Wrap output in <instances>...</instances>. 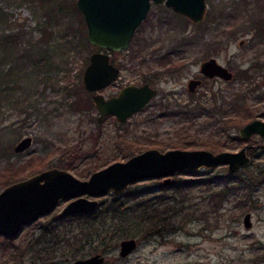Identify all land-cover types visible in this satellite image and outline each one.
<instances>
[{
	"label": "rangeland",
	"instance_id": "374dc122",
	"mask_svg": "<svg viewBox=\"0 0 264 264\" xmlns=\"http://www.w3.org/2000/svg\"><path fill=\"white\" fill-rule=\"evenodd\" d=\"M53 1L0 0V88L7 89H0V170L7 162L20 163L26 169L20 175H26L56 164L87 177L93 169L146 146L217 150L264 141L257 133L239 141L232 137L243 122L264 117V0H206L199 21L163 1L153 2L128 46L111 53L120 66L119 75L99 90L109 94L123 83L142 81L145 71L163 69L157 59L167 50L185 65L154 77L152 83L159 92L125 121L113 114L99 121L95 106L89 110L68 106L74 94L85 93L86 88L79 85L88 61L84 58L96 46L83 37L85 23L73 7L75 0ZM49 2L53 7L47 10ZM13 30L21 32V50L1 40ZM23 52L26 56L18 61L16 56ZM207 54L229 65L233 77H216L201 85L196 93L202 97L216 93L218 98L203 100L200 117L187 119L193 108L187 104L186 80L199 73V61ZM10 67L13 70L8 74ZM222 90L224 112L218 109ZM240 93L246 97L236 103L232 99ZM12 96L24 98L21 110ZM25 134L32 136L31 143L14 150L15 142ZM255 146L246 165L234 173L226 163H218L181 169L165 183L161 176H143L121 192L99 194L104 205L115 199L167 208L168 223L135 235L137 245L125 255L118 252L120 237L110 238L116 217L102 212L104 205L99 203L97 210L88 213L62 216L59 209L69 197H60L50 210L23 224L5 242L0 233V264H64L94 251L105 254L102 264H261L264 148ZM134 191L137 195L132 197ZM212 202L219 203V208L213 210ZM247 210L252 220L248 226L243 223Z\"/></svg>",
	"mask_w": 264,
	"mask_h": 264
},
{
	"label": "water",
	"instance_id": "95a60500",
	"mask_svg": "<svg viewBox=\"0 0 264 264\" xmlns=\"http://www.w3.org/2000/svg\"><path fill=\"white\" fill-rule=\"evenodd\" d=\"M160 1L194 21L201 20L206 7V0H75L83 15L86 37L96 46L89 53L82 82L87 90L92 91L98 120L105 114L113 113L124 121L156 92V88L147 81L127 82L109 95L99 88L114 80L119 73L118 66L110 59L109 50L126 48L151 3ZM201 69L209 75L216 73L224 78L232 77V71L214 56L205 58ZM197 81L198 78L190 79L191 89ZM237 132L242 138H250L255 132L264 135V118L255 116L248 119L238 126ZM31 140L30 134L21 136L13 145L14 150H23ZM255 145L264 146V142ZM247 146L244 143L236 149L213 150L208 147L160 148L151 145L126 158L113 159L93 169L87 177H79L65 167L45 166L0 187V233L15 234L22 223L51 208L60 197H69L60 207V214L86 212L99 205V194L108 190L121 192L143 176H161V181L165 183L181 169L194 170L218 163H226L227 169L234 171L248 162L250 154ZM251 221V212L247 210L243 214V223L248 226ZM136 245V236H122L118 241V252L125 255ZM104 259L103 252L94 251L77 256L66 264H102Z\"/></svg>",
	"mask_w": 264,
	"mask_h": 264
},
{
	"label": "trees",
	"instance_id": "16d2710c",
	"mask_svg": "<svg viewBox=\"0 0 264 264\" xmlns=\"http://www.w3.org/2000/svg\"><path fill=\"white\" fill-rule=\"evenodd\" d=\"M52 2L54 4L53 0H52ZM52 2H49L47 4V6H46L47 10L51 9L53 7ZM72 4H73L75 11L79 14L80 21H82V18H83L82 12L77 7V5L74 1L72 2ZM46 28L47 27L44 26V30H46ZM20 34H21V32L19 30H13L10 32H6L2 35L1 40H2L3 44H5L6 46H10V48L15 49V50H19V48H20V50H21L22 49V39L20 38L21 37ZM83 37H84L85 41L89 43V45L94 47V45L91 44V42H89L87 37L85 38L84 33H83ZM38 39H40V38L38 37ZM118 51L119 50H110L111 53L118 52ZM19 53H20V51H19ZM132 55H134V54L132 53ZM20 56L24 57V56H26V53L23 52L20 55H17L16 59L18 61L20 59ZM84 59H85V61H87L88 57L85 56ZM160 59H163V58H160ZM166 62H167V60H161L160 61V63H162V64H166ZM12 68L10 67V70L7 72L8 74H10V72L13 70ZM142 75H143L144 79H149V77H150L149 72L147 73L146 71ZM79 85L81 87L84 86L82 82H79ZM0 89L7 91V89H5V87L0 88ZM75 90L77 92L76 86H75ZM223 91L224 90H222V92L220 93V97L223 99V101L221 102V100H220V102L222 104L220 103L221 105H219V110H222L225 108V107H223V102L226 100V98L224 95L225 92H223ZM12 97L14 100V104L21 110L23 107L22 103L24 101V98H19L20 96H12ZM244 97H246V95L240 93V94L234 96L232 100L237 103L239 100L243 99ZM200 101H201V99L197 98L194 101V103L191 105V107L193 108L192 109L193 115L189 116V114H188L186 117L187 119H191V120L198 119L200 117L199 114H202L204 112L203 110H201L203 104H201ZM233 105H235V104H232V106ZM68 106L70 108L76 109V110H89V109L93 108L94 103H93L92 98H91V91L85 89L84 94H77V93L74 94L73 97H71L68 100ZM236 106H237V104H236ZM224 110H222V112H224ZM184 113H188L187 109L184 110ZM236 117H237V115L235 116V119H236ZM96 137L98 138V135H95V138ZM232 137L234 138V140L236 139V141H239L242 138L237 133L233 134ZM247 151L251 154V153H253L254 148L248 147ZM29 161H31V160L30 159L27 160L26 163H29ZM19 164L13 165V163L7 162L5 164L3 170H0V187H2L4 184L8 183L9 181L16 179L17 177L20 176V174L24 173V171L26 169L23 168L24 166H22V167L19 166ZM243 165H246V163ZM184 169H186V168H184ZM236 170H238V168ZM236 170L230 171V173H234ZM238 185L240 186L241 184H238ZM222 193H224V192L221 191V196H222ZM136 195H137V193L135 191L131 194L132 197H135ZM211 197H213V196H211ZM221 199H222V197H221ZM135 202L136 203L132 202L131 205H129L127 203H122L120 201L116 202L115 199L108 202L106 205H104L100 202V205H104L103 208L101 209V211L103 210L102 212H104V213L106 212V214L109 212L108 213L109 216L116 217L115 223L113 224L114 226H112L111 230H110V238L117 239L118 237H122L125 235H134L135 236V235L142 233V232H151L152 228L154 226H157V225L161 226V225H165L166 223H168V221H167L168 215H165V211L167 208L160 209V208L155 207V205H153V206H152V204L150 205L149 203L148 204H144V203L141 204V203H139V201H135ZM212 206H213V210H215V209L219 208V203H215V204L213 203ZM95 210H97V208H95L92 211H95ZM3 237L4 238H3L2 242H5V238L7 239L8 236L4 235Z\"/></svg>",
	"mask_w": 264,
	"mask_h": 264
},
{
	"label": "flooded vegetation",
	"instance_id": "af4514ba",
	"mask_svg": "<svg viewBox=\"0 0 264 264\" xmlns=\"http://www.w3.org/2000/svg\"><path fill=\"white\" fill-rule=\"evenodd\" d=\"M153 3V2H152ZM151 3V4H152ZM203 17H204V14H203ZM203 17L201 18V19H203ZM144 19V18H143ZM138 27V26H137ZM136 30V29H135ZM135 32V31H134ZM134 34V33H133ZM95 49V48H94ZM120 50V49H119ZM109 52H110V50H109ZM208 56H214V57H216L215 55H213V54H207V55H205V56H203L201 59H200V61H199V73H195V74H191V75H189L188 76V78H187V80H186V90H187V93H189L190 94V98L188 99V101H187V104H193L194 103V101L198 98V99H201V101H200V103L202 104V102H203V100H211V99H217L218 97L216 96V93H213V95H208V96H204V97H202L201 96V93H196L197 92V90H198V88L201 86V85H203V84H206V82H207V80H214L216 77H218V78H221V79H225V80H230V79H232V77H233V70H232V68H230L229 67V65H227L226 63H223V62H221L220 60H218V58L216 57V59L219 61V62H221V63H223L225 66H227V68L228 69H230L231 71H232V77L231 78H224V77H222L221 75H219V74H216V73H214L213 75H209V74H207L206 72H204L202 69H201V63L203 62V60L205 59V58H207ZM160 58H163V59H160ZM166 58V59H165ZM110 59L113 61V59H112V57H111V52H110ZM161 60H167V62H166V64H162L163 66H164V68L163 69H161L160 70V68H158V67H154V68H152V70H150V72H149V74H150V77H149V79H143L142 81H140V82H135V83H141V82H143V81H147L150 85H152L153 87H155L156 88V92L152 95V97L153 96H155L159 91H158V86L157 85H155L154 83H152V82H155V80H154V77H158V76H160L161 74H160V72H162V71H167V72H170V73H172V72H175L176 70H179L180 68H182L184 65H185V62H183L182 60H180L179 58H173V57H171V55H170V52H169V50H167L166 52H162L159 56H158V59H157V61L158 62H160ZM114 62V61H113ZM114 64L115 65H117L118 66V68H119V72H120V66L117 64V63H115L114 62ZM118 75H119V73H118ZM117 78V77H116ZM115 78V79H116ZM152 80H151V79ZM194 78H198V81L194 84V86H193V88L191 89L190 88V85H189V81H190V79H194ZM114 79V80H115ZM154 80V81H153ZM113 81V80H112ZM111 81V82H112ZM111 82H109V83H111ZM129 82H134V81H129ZM109 83H107L106 85H108ZM127 83V82H126ZM123 84H125V83H123ZM123 84H121L119 87H118V89L123 85ZM105 85V86H106ZM104 87V86H103ZM102 88V87H101ZM100 89V88H99ZM118 89L116 90V91H113V92H110L109 94H112V93H115V92H117L118 91ZM202 91H203V88L201 89ZM222 92V91H221ZM220 92V93H221ZM91 93H92V91H91ZM109 94H105V95H109ZM203 94V93H202ZM152 97H150V99L152 98ZM149 99V100H150ZM148 100V101H149ZM147 101V102H148ZM147 102H145L142 106H144ZM215 104V103H214ZM214 104H213V106H212V108L214 107ZM96 108V107H95ZM141 108V107H140ZM139 108V109H140ZM138 109V110H139ZM218 109H219V107H218ZM97 110V109H96ZM201 110H203V107L201 108ZM137 111V110H136ZM135 111V112H136ZM134 113V112H133ZM110 114H113V113H108V114H105L103 117H105V116H107V115H110ZM132 114V113H131ZM130 114V115H131ZM114 115V114H113ZM130 115H128V117L130 116ZM115 116V115H114ZM102 117V118H103ZM116 117V116H115ZM127 117V118H128ZM117 118V117H116ZM126 118V119H127ZM262 118H264V117H262ZM118 119V118H117ZM98 120V119H97ZM102 120V119H101ZM119 120V119H118ZM100 121V120H99ZM119 121H121V120H119ZM125 121V120H124ZM255 133H257V132H255ZM254 134V133H253ZM252 134V135H253ZM258 134V133H257ZM260 135V134H259ZM260 136H264V135H260ZM260 142H264V141H260ZM257 143H259V142H256V143H247L248 144V146H247V149H248V147H256L255 146V144H257ZM259 147H263L264 148V146H262V145H258ZM249 153V152H248ZM250 154V153H249ZM52 165H54V164H52ZM56 165V164H55ZM46 166H51V165H46ZM58 166V165H57ZM45 167V166H44ZM60 167H62V166H60ZM41 168H43V167H41ZM66 168V167H65ZM40 169V168H39ZM39 169H37V170H39ZM34 171H36V170H34ZM34 171H32V172H34ZM32 172H30V173H32ZM30 173H27L26 175H20L19 177H17L16 179H18V178H21V177H24V176H27L28 174H30ZM14 180V179H13ZM12 181V180H11ZM10 182V181H9ZM5 185V184H4ZM57 203V202H56ZM55 203V204H56ZM99 203H100V201H99ZM54 204V205H55ZM53 205V206H54ZM52 206V207H53ZM51 207V208H52ZM51 208H49L48 210H50ZM48 210H46V211H48ZM94 210V209H93ZM46 211H44V212H46ZM92 210H90V211H86V213H88V212H91ZM75 213H84V212H82V211H80V212H72V213H67V214H75ZM60 214V213H59ZM63 215H66V214H62V216ZM39 216V215H38ZM37 216V217H38ZM36 218V217H35ZM35 218H33V219H35ZM32 219V220H33ZM31 220H29V221H27V222H30ZM26 222H24V223H22V225L23 224H25ZM21 225V226H22ZM21 228V227H20ZM18 232V231H17ZM16 232V233H17ZM3 234V233H2ZM3 235H6V234H3ZM13 235H15V234H13ZM13 235H6V236H13ZM84 256V255H83ZM77 257V256H76ZM75 258V257H74ZM66 259V258H65ZM70 260H72V259H68V260H66L65 261V263L64 264H66L68 261H70ZM35 264H37V263H35Z\"/></svg>",
	"mask_w": 264,
	"mask_h": 264
}]
</instances>
